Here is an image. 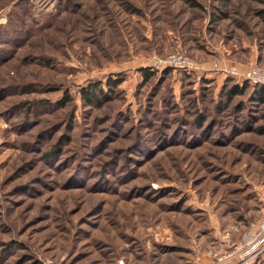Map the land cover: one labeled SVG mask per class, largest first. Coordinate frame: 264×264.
Masks as SVG:
<instances>
[{"label":"rangeland","instance_id":"obj_1","mask_svg":"<svg viewBox=\"0 0 264 264\" xmlns=\"http://www.w3.org/2000/svg\"><path fill=\"white\" fill-rule=\"evenodd\" d=\"M195 1L0 0V264H211L264 218V103L220 97L264 0Z\"/></svg>","mask_w":264,"mask_h":264},{"label":"built area","instance_id":"obj_2","mask_svg":"<svg viewBox=\"0 0 264 264\" xmlns=\"http://www.w3.org/2000/svg\"><path fill=\"white\" fill-rule=\"evenodd\" d=\"M153 64L161 63L168 65H181L191 67L193 62L185 55L174 52L164 58L154 57ZM226 72L240 75L252 83L264 85V65L253 63L244 72L240 73L235 66H229ZM262 254H264V218L252 224L241 235L239 241L234 243L233 247L223 255H215L211 264H252Z\"/></svg>","mask_w":264,"mask_h":264},{"label":"trees","instance_id":"obj_3","mask_svg":"<svg viewBox=\"0 0 264 264\" xmlns=\"http://www.w3.org/2000/svg\"><path fill=\"white\" fill-rule=\"evenodd\" d=\"M190 6L192 7H201V5L195 1V0H184ZM218 16V15H217ZM214 17V15H213ZM185 75H188L190 72L189 71H184ZM154 73L148 69H142V75L144 81H148L150 76L153 75ZM235 76V77H234ZM230 76L227 75V80L236 78L238 80H235L233 83L230 85H227V82L222 85L221 92H220V97H223L224 99V105L227 106V102L231 101L233 97L236 95H244L246 91L248 90V87H250V93H249V100L250 102H260L264 103V85L263 84H252L249 85V80L243 77L239 76ZM122 81V78H116V79H107L106 82H94L90 83L86 89L83 90V95L82 98L88 103V104H93L97 102L100 97H106L107 92L103 90V83L107 86H110L109 88L116 87L118 84H120ZM66 100V102L69 100V96L66 94L64 99L61 101V104H63ZM239 103V102H238ZM192 105H195V102H192ZM237 111L242 110L243 106L239 103L238 105L235 106ZM198 110V109H197ZM253 117H249L245 122L250 123V120L252 121ZM203 114L200 112L196 115L195 118V126L198 127H203ZM182 130V129H179ZM255 131L263 133L264 134V124L257 125L255 127ZM163 138V137H162ZM193 138H196V136H193ZM264 259V254H262L257 260H255L252 264H261V262Z\"/></svg>","mask_w":264,"mask_h":264}]
</instances>
